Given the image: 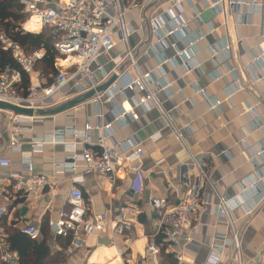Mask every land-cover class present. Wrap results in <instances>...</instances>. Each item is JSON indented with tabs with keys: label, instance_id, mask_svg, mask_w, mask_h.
Wrapping results in <instances>:
<instances>
[{
	"label": "crops",
	"instance_id": "0c3cea01",
	"mask_svg": "<svg viewBox=\"0 0 264 264\" xmlns=\"http://www.w3.org/2000/svg\"><path fill=\"white\" fill-rule=\"evenodd\" d=\"M59 1L66 0L47 3L53 6ZM216 1L220 2L214 6ZM232 1L180 0L174 5L173 0H138L125 17L132 29L128 44L133 60L141 72L152 71L151 90L185 145L207 167L216 193L226 201L228 216L218 213V198L205 185L206 201L201 204L193 239L175 253L165 247L158 254L147 250L158 229L152 199L177 201L197 177V170L151 101L134 108L137 118L126 115L122 122L115 120L133 106L134 98L143 95L123 89L99 106L88 99L43 121L23 124L21 150L16 152L8 149L9 131L15 124L0 110V157L10 160L8 166L0 165V206L6 209L0 216V238L10 251L16 253L7 241L9 227L26 234L23 228L32 225L39 231L32 238L44 239L50 255L62 253L59 264H248L264 257V60L258 57L264 49V0ZM172 24L182 25L185 38L178 31L167 34ZM190 40L195 42L189 45ZM124 51L125 45L116 38L114 48L97 58L102 70L95 73L98 83L115 73L113 58L124 56ZM176 51L182 52L179 58ZM163 59L169 61L159 66ZM117 70L132 75L127 57ZM115 83L119 85L118 80ZM80 84L88 87L87 79ZM69 93L75 94L74 86L55 98ZM216 101L219 104L213 106ZM88 123L87 141L65 133L63 142H48L54 130H82ZM107 123L112 126L107 144L113 141L120 151L135 146L143 150L141 183L135 182V173L126 164L117 168L114 183L95 172H84L81 190L87 215L105 214L113 220L112 229L84 234V247L66 256L62 240L49 226V221L69 209L71 175L58 164L73 142L76 151L82 147L100 150L98 138ZM40 137L47 143L35 151L31 141ZM23 158L32 161L38 175L55 179L54 189L49 185L38 191L17 190L13 176L20 173ZM233 231L238 245L231 240ZM5 263L0 248V264Z\"/></svg>",
	"mask_w": 264,
	"mask_h": 264
},
{
	"label": "built area",
	"instance_id": "2783aa9c",
	"mask_svg": "<svg viewBox=\"0 0 264 264\" xmlns=\"http://www.w3.org/2000/svg\"><path fill=\"white\" fill-rule=\"evenodd\" d=\"M17 1L22 5L23 11L28 14L26 22L35 18L39 22V30L46 27L57 33V40L54 43V50L57 53L54 65L57 72L50 83H46L44 77H40L38 74L34 75L35 63L42 57L44 50L41 49L28 55L15 41L0 31L2 48L9 51L18 64V68L4 67L0 69V102L31 109H47L77 94L94 89L100 84L95 73L102 71L97 63V58L100 55L108 54L114 48L115 39L117 38L125 45L124 56L130 61L132 75L129 71L118 74L117 66L124 56L114 57L113 71L118 75L116 80H118L120 86H117L114 82L106 91L97 92L90 100L94 105L99 106L104 101H110L114 92L123 91V89L129 92H142L141 97L133 99V106L128 110H124L115 120L122 122L126 115L137 118L134 108L145 106L148 101H151L160 110L166 125L174 130L176 139L186 148L192 165L197 170V177L177 201L170 202L162 197L152 199V207L158 215V229L155 237L153 236V239L149 241L147 250L151 254H158L160 248L165 247L167 250L174 252L178 247L186 245L193 239L201 204L206 201L203 191L205 185L209 186L218 198L216 203L218 213L228 216L226 201L216 193L209 179L207 167L201 164L185 145L182 134L173 127L168 114L162 109L151 90L152 71L141 72L132 58V51L128 44L132 29L126 22L125 17L131 9L138 5V0H66L59 1L53 6H50L47 0ZM179 1L173 0L174 5H179ZM219 2H214V6H217ZM232 2L233 4H249L254 1L240 2L233 0ZM219 10L224 14V9L219 8ZM25 23L22 29L29 31L25 28ZM167 30L168 35L177 34L178 31L181 37L185 38L182 25L177 27L172 24L171 28L167 27ZM262 37L264 38V32ZM194 42L195 40H190L189 45ZM171 45L175 47L174 43ZM229 47V45H226V49H229ZM181 53V51H176L175 58H179ZM258 57L264 60V49ZM168 61L169 59H163L159 66ZM23 72L29 76L30 80L29 85L24 90L20 87ZM105 76H108V74H104ZM82 78L87 79L88 87H81L80 80ZM69 85L74 86L75 94L69 93L58 99L55 98V95L62 92ZM240 85L242 87V84ZM218 104L219 102L216 101L213 106ZM3 111L8 113L10 122L15 124L9 131L8 149L12 152L20 151V136L24 130L22 125H31L43 121L45 116H29L16 114L9 110ZM111 127V124L107 123L105 125L106 131L98 138V143L101 146L100 150L92 151L87 147H82L79 151H76V143L73 142L66 149L69 154H67L65 160L58 164L71 175L72 185L67 195L69 209L60 213L56 220L49 221V226L52 227L57 236L69 234V243L63 249L66 256L84 247V234L112 229L113 220L107 218L105 214H94L90 218L87 215V206L81 190L83 184L82 174L84 172H95L114 183L117 168L126 164L127 168L135 173V182L140 186L143 150L135 146L126 151H120L113 141L107 144L105 140L111 139L108 132ZM26 128L30 129L31 127L27 126ZM90 128L91 125L88 123L85 124L82 130L73 128L57 129L50 134L48 142H63L65 133H72L87 141V131ZM44 143H47V141L40 137L31 141V147L35 151L42 150ZM9 164L10 160L7 157H0L1 166H8ZM13 178L14 187L19 191H38L49 185H52V189H54L55 179L49 180L35 173L32 161L29 158L21 159L20 173L15 174ZM5 212V207L0 206V216L4 215ZM23 232L31 237H37L39 234L37 227L32 225L25 226ZM231 240L238 245L235 231H233ZM0 248L4 259L8 263L16 264L18 259L16 253L7 248L6 242L2 238H0ZM176 257L177 259L182 258L179 252L176 253ZM216 259L217 257L213 259L212 263H215ZM248 264H264V257L260 260H253Z\"/></svg>",
	"mask_w": 264,
	"mask_h": 264
},
{
	"label": "trees",
	"instance_id": "16d2710c",
	"mask_svg": "<svg viewBox=\"0 0 264 264\" xmlns=\"http://www.w3.org/2000/svg\"><path fill=\"white\" fill-rule=\"evenodd\" d=\"M27 20L28 14L23 11L22 5L17 0H0V31L15 41L28 55L41 49L44 50L42 57L36 61L34 69L40 65L38 76L44 77L46 83H50L57 72L54 65L57 57L54 50L57 33L46 27L39 30V25L36 24L38 22H32L35 25L29 26V31H25L22 26ZM4 67L18 68V64L0 43V69ZM29 83V76L23 72L20 87L24 90ZM7 235L10 249L18 255L16 264H59L63 258L60 252L50 255L44 239L32 238L13 227H9ZM59 237L62 240V246L65 247L70 240L69 234Z\"/></svg>",
	"mask_w": 264,
	"mask_h": 264
},
{
	"label": "water",
	"instance_id": "95a60500",
	"mask_svg": "<svg viewBox=\"0 0 264 264\" xmlns=\"http://www.w3.org/2000/svg\"><path fill=\"white\" fill-rule=\"evenodd\" d=\"M117 77H118V75L116 73H114L107 79V81L97 85L94 89H89L83 93L77 94L76 96H74V97H72L66 101H63V102H61V103H59V104H57L51 108L31 109V108L16 106V105H13L10 103L0 102V110H9L10 112H13L16 114L29 115V116H33V115H43V116L56 115V114L65 112L69 109H72V108L84 103L85 101L90 99L93 95H95L97 92H103L104 90H106L109 86H111L115 82Z\"/></svg>",
	"mask_w": 264,
	"mask_h": 264
},
{
	"label": "rangeland",
	"instance_id": "374dc122",
	"mask_svg": "<svg viewBox=\"0 0 264 264\" xmlns=\"http://www.w3.org/2000/svg\"><path fill=\"white\" fill-rule=\"evenodd\" d=\"M33 24H34V23L30 22V25H29V24L26 22V23H25V26L29 28V26H33ZM36 24L39 25V23H36ZM28 25H29V26H28ZM34 25H35V24H34ZM39 27H40V25H39ZM33 32H35V31H33ZM36 32H37V31H36ZM39 68H40V65H37L36 68L34 69V75H37V74L39 73V71H40Z\"/></svg>",
	"mask_w": 264,
	"mask_h": 264
},
{
	"label": "bare ground",
	"instance_id": "6f19581e",
	"mask_svg": "<svg viewBox=\"0 0 264 264\" xmlns=\"http://www.w3.org/2000/svg\"><path fill=\"white\" fill-rule=\"evenodd\" d=\"M29 22H38L35 18H33L32 20H30V21H28V23ZM39 23V22H38ZM25 28H26V26H25ZM27 29V28H26Z\"/></svg>",
	"mask_w": 264,
	"mask_h": 264
}]
</instances>
